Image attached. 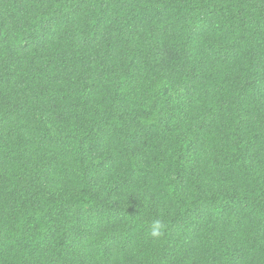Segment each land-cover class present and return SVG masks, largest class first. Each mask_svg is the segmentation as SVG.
<instances>
[{
  "label": "trees",
  "instance_id": "1",
  "mask_svg": "<svg viewBox=\"0 0 264 264\" xmlns=\"http://www.w3.org/2000/svg\"><path fill=\"white\" fill-rule=\"evenodd\" d=\"M0 264H264V0H0Z\"/></svg>",
  "mask_w": 264,
  "mask_h": 264
},
{
  "label": "clouds",
  "instance_id": "2",
  "mask_svg": "<svg viewBox=\"0 0 264 264\" xmlns=\"http://www.w3.org/2000/svg\"><path fill=\"white\" fill-rule=\"evenodd\" d=\"M166 225L160 219L152 222L149 235L153 239H158L164 235Z\"/></svg>",
  "mask_w": 264,
  "mask_h": 264
}]
</instances>
